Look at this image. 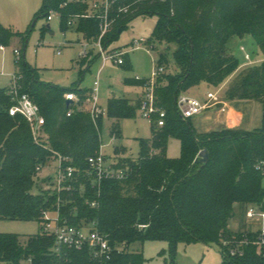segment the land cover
<instances>
[{
    "label": "trees",
    "instance_id": "16d2710c",
    "mask_svg": "<svg viewBox=\"0 0 264 264\" xmlns=\"http://www.w3.org/2000/svg\"><path fill=\"white\" fill-rule=\"evenodd\" d=\"M125 5L127 11H119ZM43 6L44 16L55 10L62 27L70 26L68 21L73 19L86 40L97 39L99 18L84 16L89 0H44ZM142 14L157 16L155 39L174 44L175 69L155 78L156 105L165 111L164 124H150L151 136L140 139L136 157L112 163L127 169L125 178H102L98 185L93 180L88 157L99 150L103 117L93 120L80 108L88 95L86 89H77V109L65 98L67 92L75 91L73 86L44 82L37 68L24 59L16 61L19 90L39 106L44 118L41 140L35 142L26 119L9 115L14 101L7 88H0V219L41 224L44 211L58 208L70 225L94 223L110 244H125L122 252L114 251L102 264H142L141 252L129 247L147 239L167 241L170 264H174L179 242L199 241L220 249L221 237L235 232L228 227L235 206L240 208L245 226L249 205L264 210V56L239 69V60L227 48L231 36L250 35L264 54V0H115L110 11L111 29L102 43L107 46L128 22ZM13 35L0 23V45H6ZM157 64L168 65L164 52ZM227 79L224 98L258 101L261 125L249 131L223 128L197 132L191 118L178 113V95L200 82L218 87ZM125 80L139 85L146 82ZM139 102L108 99L105 112L113 136H119L118 120L132 116ZM169 137L180 141L176 158L166 154ZM203 148L208 153L207 162L196 160ZM55 152L66 158L64 166L75 168L72 178L64 183L69 189L64 187L57 193L38 184V191L32 192L39 172L36 167H43ZM43 180L50 182L51 176ZM53 245L54 236L43 232L24 241L18 234L0 233V263L51 264L57 260ZM68 255L70 264H90L87 251L70 250ZM221 264H264V258L249 245L242 255H222Z\"/></svg>",
    "mask_w": 264,
    "mask_h": 264
},
{
    "label": "rangeland",
    "instance_id": "374dc122",
    "mask_svg": "<svg viewBox=\"0 0 264 264\" xmlns=\"http://www.w3.org/2000/svg\"><path fill=\"white\" fill-rule=\"evenodd\" d=\"M43 5L44 0H0V23L15 34L6 45H3L4 48L0 49V88H7L10 85L11 75L16 72V61L24 59L37 68L40 80L61 87L73 86L75 88L73 93L77 97L78 88L89 91L93 88L94 81H97L96 104L106 111L110 97L124 98L130 103H135L145 96L147 91L143 85L128 83L125 79L153 78V71L159 67L157 60L161 52L166 54L168 60V65H160L163 69L162 74L174 72L175 65L172 59L174 44L167 45L153 37L156 15L142 14L134 17L107 45V51L110 52L129 48L136 39L146 40L139 48L128 53L124 64H118L112 60L102 62L97 47L92 41L84 38L77 30L76 23L64 28L59 15H54L47 21L46 16L43 15L45 12ZM149 44H153V47L147 52ZM227 48L240 63L244 62L245 54H248L251 60L257 61L264 56L263 51L250 35L231 36L227 41ZM14 49L19 50V58H16ZM84 49L88 53L86 61L80 58V53ZM151 56L155 62L152 61ZM212 89V86L200 82L187 93L203 101L206 92ZM110 121L107 115L102 119L100 129L102 153L113 164L118 158L136 157L140 150V139L151 136L149 121L143 118L136 108L132 116L118 120L119 136L112 135ZM115 147L118 148L117 152ZM166 154L171 158L179 156L180 141L177 138L169 137ZM57 164V159L52 158L41 168L32 192L38 191V184L43 188L47 186V181L43 178L54 176ZM261 182L264 188V175ZM49 218L53 228V215H49ZM228 227L233 231L245 228L240 208L237 206H235V216L229 220ZM41 232L42 226L36 220L0 219V233L18 234L21 241ZM168 247L165 240L147 239L142 243H134L129 249L141 252L142 264H170ZM221 263V251L216 244L199 241L179 242L174 251V264Z\"/></svg>",
    "mask_w": 264,
    "mask_h": 264
},
{
    "label": "built area",
    "instance_id": "2783aa9c",
    "mask_svg": "<svg viewBox=\"0 0 264 264\" xmlns=\"http://www.w3.org/2000/svg\"><path fill=\"white\" fill-rule=\"evenodd\" d=\"M115 0H89V8L84 16H95L99 18V35L97 39L93 41L94 45L98 49L99 57L102 62L112 60L118 64L124 62V55L132 49L140 47L141 43H145V39H136L131 43L130 49H118L107 51L106 45L102 43V38L111 29L113 19L110 18V11ZM128 6L125 5L119 9V11L126 12ZM54 15H59L55 10H50L46 16V20L49 21ZM74 23L73 19L68 21L69 25ZM85 46V45H84ZM153 45L149 44L146 49L150 52ZM3 45H0V49H3ZM243 49V47H241ZM14 53L16 58H19V50L15 49ZM88 53L86 49L80 53V57H87ZM245 61L254 63L257 60H251L248 54L244 55ZM152 61L155 59L151 56ZM163 72L162 67H157L153 71V78L146 80L143 86L146 88L147 93L140 99L138 110L141 116L149 121L150 124L156 126H162L164 124L165 111L156 105V97L154 94L155 78L157 75ZM139 79V78H136ZM98 82L94 81L93 88L88 93L82 108L88 112L91 118L94 120L98 116L104 117L106 112L99 108L96 104V92ZM18 84V75H11V82L6 89L7 94L10 95L14 103L8 108V113L11 116L21 115L29 124L31 134L35 142H39L42 136V126L44 124V118L40 114L39 106L26 94L20 92ZM66 100H70V103L77 106L79 98L73 92H67L65 94ZM219 102V97L215 92H208L205 99L202 101L198 97L189 95L187 93H181L176 99L177 111L182 118H191L200 114L207 108L215 105ZM74 110L70 109L67 115ZM55 159L58 164L55 167L54 176H51L50 182H46V189H51L59 193L65 186L64 183L72 178L75 168L70 165H63L65 157L58 153H54ZM88 163L91 168V174H93V180L98 185L102 178H116L123 179L127 176V169L123 167H113L109 159L102 153L101 148L92 156L88 157ZM260 168V163L256 166ZM37 170H41L42 166L38 165ZM44 188V189H45ZM92 206L96 205V202H91ZM49 215H53L54 227L51 226V219ZM244 219L246 226L244 229L236 231L230 236L221 237L220 250L222 255H242L246 246L252 245L256 248L257 254L264 258V210L257 206L249 205L245 209ZM42 232L54 236V245L52 247L53 254L56 255L57 260L51 264H70V258L68 251H87L90 258V264H102L111 258L114 251L122 252L125 248L124 243L110 244L108 236L99 231L94 223H87L81 226L70 225L60 216L59 209L55 211H44L42 214ZM142 227V225H140Z\"/></svg>",
    "mask_w": 264,
    "mask_h": 264
},
{
    "label": "crops",
    "instance_id": "0c3cea01",
    "mask_svg": "<svg viewBox=\"0 0 264 264\" xmlns=\"http://www.w3.org/2000/svg\"><path fill=\"white\" fill-rule=\"evenodd\" d=\"M130 48L131 46L129 48L127 47V48H121V49H130ZM130 51L131 50H129L125 55L128 56V53ZM87 58H88V55L82 61H86ZM260 59L262 60V58ZM248 64H250V62H246L244 60V62L240 63L239 69ZM228 83H229V80L227 79L220 86L218 87L212 86L213 89L208 90L206 92V94L208 92L217 93L219 97V102L211 106L210 108L205 109L200 114L191 117L192 125L197 132H209V131L220 130L223 128L240 129L243 131H249L261 125V121H262L261 104L258 101L252 100V99H226L224 98V91L226 90ZM190 89H188L186 93ZM90 91L91 89L89 91L86 90L87 94Z\"/></svg>",
    "mask_w": 264,
    "mask_h": 264
},
{
    "label": "water",
    "instance_id": "95a60500",
    "mask_svg": "<svg viewBox=\"0 0 264 264\" xmlns=\"http://www.w3.org/2000/svg\"><path fill=\"white\" fill-rule=\"evenodd\" d=\"M48 27V25H47ZM70 102V100H66V103L68 104ZM197 161H201V162H207L208 160V153L207 150L205 148L201 149L196 157Z\"/></svg>",
    "mask_w": 264,
    "mask_h": 264
}]
</instances>
